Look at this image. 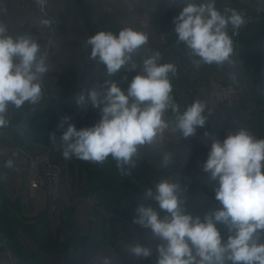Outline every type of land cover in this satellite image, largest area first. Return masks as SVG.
Here are the masks:
<instances>
[{
	"label": "crops",
	"instance_id": "crops-1",
	"mask_svg": "<svg viewBox=\"0 0 264 264\" xmlns=\"http://www.w3.org/2000/svg\"><path fill=\"white\" fill-rule=\"evenodd\" d=\"M262 1L216 0L215 6L220 11L231 8L240 12ZM188 2L192 0H184L179 5L171 0H48V16H45L32 0H0V20L7 24L9 34L30 33L41 50L49 40L46 57L49 71L45 75L41 102L25 103L19 109L10 106L6 115L8 123L0 127V242L2 239L8 242L6 246L0 244V255L7 262L141 264L126 252V246L130 244L129 231L135 225L132 223L135 209L143 203L159 210L154 201L144 200L145 190L154 189L162 178L173 176L185 189L186 208L194 216H200L199 209H193L187 196L209 200L215 194L216 183L203 171L210 149L196 135L204 131L219 134L230 127L247 128L257 139H264V96L260 92L264 14L254 16L239 29L229 26L234 48L230 61L222 65H195L185 46L177 43L174 31V18ZM150 6L153 7L151 23L142 31L148 35V43L134 59L140 63L144 57L159 52L161 63L175 64L177 74L171 78L173 99L181 113L193 101L203 102L207 116L204 127H198L190 138L166 130L156 145L140 146L135 157L136 167L130 170V175H122L111 156L102 164L75 156L65 159L60 137L67 123L64 128L58 125L64 117L90 115L97 109L90 102L78 105L79 94L86 93L94 83L103 84L106 80H114L126 90L136 74L123 67L116 75L109 76L106 66L89 58L91 48L86 44L87 38L101 30L118 33L124 27L141 31L137 25L141 10ZM44 18L52 20L50 26L41 23ZM161 30L167 32L164 41L157 37ZM227 73L236 74L249 87L248 101L229 106L211 97V82H226ZM125 76L127 80L123 79ZM166 117L171 120L173 113L169 110ZM73 124L78 130L90 127L88 119ZM40 130L47 132L48 140L53 132H58L54 157L63 172L54 213L48 211L42 189L32 196L28 193L26 159L15 149L27 140L39 142L25 133ZM166 151L172 152L176 160L169 168L161 165ZM8 160L13 161L11 168L6 166Z\"/></svg>",
	"mask_w": 264,
	"mask_h": 264
},
{
	"label": "clouds",
	"instance_id": "clouds-1",
	"mask_svg": "<svg viewBox=\"0 0 264 264\" xmlns=\"http://www.w3.org/2000/svg\"><path fill=\"white\" fill-rule=\"evenodd\" d=\"M171 2L179 5L184 0ZM215 5L216 0H192L174 18L176 41L185 46L195 65L230 61L234 48L228 28L239 29L245 23L237 10L220 11ZM41 23L50 26L52 20L44 18ZM147 43L148 35L133 27L118 33L101 30L87 38L89 58L106 66L109 76L125 66L136 74L126 90L116 81L106 80L79 94L77 104L90 102L100 109L101 117L93 126L79 130L68 123L69 117L62 119L58 127L67 123L60 137L65 159L75 156L102 164L111 156L122 175H130L140 146L156 145L166 130L188 138L204 127L203 102L195 100L181 113L173 99L175 64L161 63L159 52L136 62L134 57ZM48 71L37 39L30 33L9 34L7 24L0 20V127L8 123L10 106L19 109L25 103L41 102ZM169 110L171 120L166 117ZM51 140L55 142V133ZM175 162L172 152L163 153L162 167ZM6 166L11 168L13 161L8 160ZM203 171L216 183L215 199L220 207L202 218L187 210L185 189L173 176L144 191V200L154 201L159 210L142 203L135 209L132 223L149 230L157 241L156 264H264V139H257L247 128L230 132L223 141L211 136ZM218 226L223 227L226 238ZM126 252L137 259L148 258L153 247L137 241L127 245Z\"/></svg>",
	"mask_w": 264,
	"mask_h": 264
},
{
	"label": "built area",
	"instance_id": "built-area-1",
	"mask_svg": "<svg viewBox=\"0 0 264 264\" xmlns=\"http://www.w3.org/2000/svg\"><path fill=\"white\" fill-rule=\"evenodd\" d=\"M36 8L45 16H48L46 7L48 0H32ZM109 11V9H106ZM153 7H146L141 10L140 17L137 25L141 31L147 29L151 23ZM244 18L245 23H249L254 16L264 14V0L258 4L252 5L239 12ZM157 37L160 41H164L167 37V32L158 31ZM49 50V40L42 48L41 52L47 57ZM264 61V56H262ZM127 67V66H125ZM262 76L263 80L260 85L261 95L264 96V62L262 65ZM227 81L224 83L213 81L210 84V95L216 101L226 103L229 106H238L251 98V91L249 87L241 81V79L234 73H227ZM45 79V77H44ZM44 80H43V91H44ZM101 117L100 109H95L90 115L87 113H80L77 116L69 117L71 123L80 122L84 119H88V125L91 127L95 123L99 122ZM237 129L225 128L221 133L216 134L212 131H204L196 135V139L205 147L210 149L211 136L215 138L223 139L230 132H235ZM209 133L210 136H205V133ZM56 140H51V135L46 144L40 142H32L27 140L23 146L16 147V151L21 153L25 159V179L26 188L28 193L32 196L38 189H42L45 193L46 200L48 203V211L54 213L58 208V199L61 186V174L63 172L60 164L55 160L54 150L57 146L58 132L55 131ZM52 133V134H53ZM190 138V137H188ZM33 144V146L31 145ZM130 243L139 242L142 245H151L153 247V254L148 258H140L136 260L141 264H156L157 253L155 252V246L157 241L153 240L149 230L142 229L138 226H132L129 231ZM7 240L2 239L0 244L3 246L7 245ZM0 264H14L7 262L0 255Z\"/></svg>",
	"mask_w": 264,
	"mask_h": 264
},
{
	"label": "rangeland",
	"instance_id": "rangeland-1",
	"mask_svg": "<svg viewBox=\"0 0 264 264\" xmlns=\"http://www.w3.org/2000/svg\"><path fill=\"white\" fill-rule=\"evenodd\" d=\"M190 195L187 196L188 200H190V198H191ZM194 200L195 201H193V202H194L195 206H192V207L199 209V211H200L199 214H201L200 215L201 218L203 217V215L206 212L220 207L219 202L215 199V194L209 200H204V199H201V198L196 197V196H195ZM218 227H220V229H221L222 236H224L226 238L227 233L224 231L223 227L222 226H218Z\"/></svg>",
	"mask_w": 264,
	"mask_h": 264
},
{
	"label": "trees",
	"instance_id": "trees-1",
	"mask_svg": "<svg viewBox=\"0 0 264 264\" xmlns=\"http://www.w3.org/2000/svg\"><path fill=\"white\" fill-rule=\"evenodd\" d=\"M27 136H29L32 140H35V141H39L43 144H46L48 142V139L47 138V132L45 130H40L38 132H33L32 133H25ZM195 196H191L189 202L191 203V206H195L194 205V200ZM195 207H193L194 209ZM200 211L197 210V213H199ZM201 215V214H200Z\"/></svg>",
	"mask_w": 264,
	"mask_h": 264
}]
</instances>
